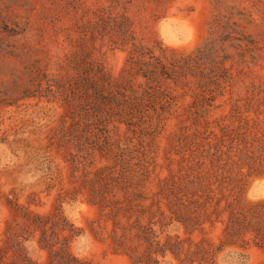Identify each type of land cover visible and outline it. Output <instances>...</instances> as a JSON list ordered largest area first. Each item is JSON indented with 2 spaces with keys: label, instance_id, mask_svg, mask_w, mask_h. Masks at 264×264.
I'll list each match as a JSON object with an SVG mask.
<instances>
[{
  "label": "rangeland",
  "instance_id": "rangeland-1",
  "mask_svg": "<svg viewBox=\"0 0 264 264\" xmlns=\"http://www.w3.org/2000/svg\"><path fill=\"white\" fill-rule=\"evenodd\" d=\"M139 53L185 79L143 192L96 202L89 156L64 137L77 64L119 78ZM55 223L88 264H264V0H0V251L30 236L48 264L41 227Z\"/></svg>",
  "mask_w": 264,
  "mask_h": 264
},
{
  "label": "trees",
  "instance_id": "trees-1",
  "mask_svg": "<svg viewBox=\"0 0 264 264\" xmlns=\"http://www.w3.org/2000/svg\"><path fill=\"white\" fill-rule=\"evenodd\" d=\"M77 70L71 97L76 122L64 137L78 153L89 156L84 164L86 176L93 189L99 186L101 190L96 202L104 203L108 192L115 196L118 191L133 199L143 192L154 171L157 140L177 101L175 87L185 76L160 57L147 59L143 53L129 60L127 73L119 78L110 75L91 56L78 63ZM96 152L114 165L97 167L93 156ZM74 159L78 168L82 162ZM118 214L116 210L113 215ZM242 227L234 220L229 236L242 238ZM252 228L255 245L264 247V224L257 223ZM64 233L68 236L59 241ZM79 235L61 223L51 228L42 225L39 247L48 250V264H88L70 251L69 240ZM32 243L30 236L12 235L6 249L0 251V264H39L30 258L28 248Z\"/></svg>",
  "mask_w": 264,
  "mask_h": 264
}]
</instances>
